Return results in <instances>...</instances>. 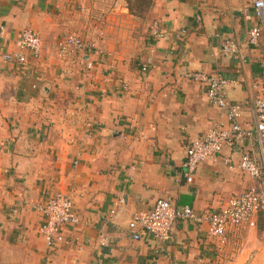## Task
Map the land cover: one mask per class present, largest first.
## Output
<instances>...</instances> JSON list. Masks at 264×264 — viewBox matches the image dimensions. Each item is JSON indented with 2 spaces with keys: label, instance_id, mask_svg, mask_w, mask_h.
Instances as JSON below:
<instances>
[{
  "label": "crops",
  "instance_id": "crops-1",
  "mask_svg": "<svg viewBox=\"0 0 264 264\" xmlns=\"http://www.w3.org/2000/svg\"><path fill=\"white\" fill-rule=\"evenodd\" d=\"M149 19L140 24L122 0H0V264H264L263 213L252 226L227 228L223 240L185 221L174 223L170 243L131 239L129 221L157 200L220 210L253 185L230 166L258 152L252 137L201 163L192 183L183 176L187 146L226 114L185 73L222 74L226 103L252 130L248 104L262 80L264 37L246 43L260 28L249 0H154ZM151 24L164 38H150ZM26 29L39 37L38 57L23 51L26 64L5 63ZM70 34L103 52L88 54L93 69L79 54L57 52ZM224 40L237 51L223 54ZM57 193L69 197L79 223L63 226L48 248L34 206ZM117 199L123 205L111 215Z\"/></svg>",
  "mask_w": 264,
  "mask_h": 264
},
{
  "label": "built area",
  "instance_id": "built-area-1",
  "mask_svg": "<svg viewBox=\"0 0 264 264\" xmlns=\"http://www.w3.org/2000/svg\"><path fill=\"white\" fill-rule=\"evenodd\" d=\"M249 2L259 20L260 28L254 27L248 32L246 43L248 46H257L260 38L264 37V0H249ZM149 30L152 40L164 38V35L158 32L156 24H151ZM16 47L18 51L4 55L3 61L22 66L26 64L23 51L28 52L33 58L38 57L39 37L30 29L23 30L16 42ZM56 48L61 56L79 54L80 63L86 70L94 67V62L90 60L88 54L103 53L95 41H85L74 34L64 36L58 41ZM220 49L223 54L237 51L232 40L222 41ZM141 71L145 72L146 66H142ZM184 78L206 87L209 104L226 110L224 122L213 125L202 139L195 140L187 146L183 164V176L186 183H192L193 173L201 163L207 160L216 161L224 147L242 145L253 137L258 147L257 154H243L236 164L230 166L231 169H237L250 178L253 185L242 194L228 199L218 211L197 213L188 206L175 207L168 199L157 200L149 212L136 214L129 221L127 228L131 232L133 241H139L144 236H148L158 243H170L172 241L171 229L177 221L190 222L199 226L205 225L206 234L209 237L223 240L227 228L238 227L245 223L252 226L256 214H264V63L262 80L251 85L252 96L248 104L252 123L251 131L242 128L239 124L241 109L226 103L227 79L222 74L187 72ZM132 131L133 127L129 125L122 139H128ZM224 163L228 165L230 162L226 159ZM122 205L123 200L117 199L110 214L113 215ZM34 207L42 218L38 230L39 235L48 248L52 247L63 226H75L79 223V219L73 212L72 203L65 194L57 193L46 202ZM154 254L159 255L160 250L154 249Z\"/></svg>",
  "mask_w": 264,
  "mask_h": 264
},
{
  "label": "trees",
  "instance_id": "trees-1",
  "mask_svg": "<svg viewBox=\"0 0 264 264\" xmlns=\"http://www.w3.org/2000/svg\"><path fill=\"white\" fill-rule=\"evenodd\" d=\"M126 5L128 14L140 24H148L154 0H122Z\"/></svg>",
  "mask_w": 264,
  "mask_h": 264
}]
</instances>
